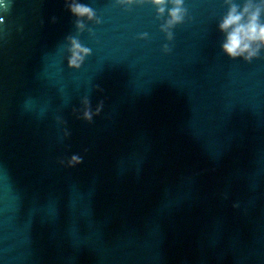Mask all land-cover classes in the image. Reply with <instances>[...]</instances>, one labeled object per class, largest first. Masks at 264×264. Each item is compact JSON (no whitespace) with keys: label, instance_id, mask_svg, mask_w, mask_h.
Segmentation results:
<instances>
[{"label":"water","instance_id":"water-1","mask_svg":"<svg viewBox=\"0 0 264 264\" xmlns=\"http://www.w3.org/2000/svg\"><path fill=\"white\" fill-rule=\"evenodd\" d=\"M70 2L0 7V264H264V48L225 54V0L170 37L171 4Z\"/></svg>","mask_w":264,"mask_h":264},{"label":"clouds","instance_id":"clouds-1","mask_svg":"<svg viewBox=\"0 0 264 264\" xmlns=\"http://www.w3.org/2000/svg\"><path fill=\"white\" fill-rule=\"evenodd\" d=\"M120 2L132 3L134 0H120ZM150 2L156 7L158 15H163L167 5L171 4V7L167 8L168 19L161 26L162 30L168 32L170 37L169 29L184 19V0H150ZM225 3L228 5V10L218 25L220 31L225 34L222 50L231 58L242 57L245 60H250L264 48V19H262L264 17V0H243L242 3L225 0ZM0 7H6L4 0H0ZM69 9L78 18L76 26L80 30L85 27L81 18H86L89 21L96 19L94 10L80 3L79 0H71ZM70 43L69 65L79 67L90 50L81 46L76 39H71ZM84 116L86 119L91 118L88 111H85ZM72 159L77 161V157Z\"/></svg>","mask_w":264,"mask_h":264}]
</instances>
